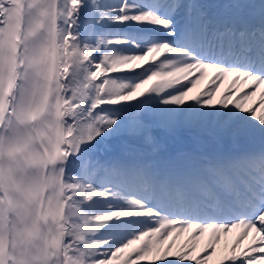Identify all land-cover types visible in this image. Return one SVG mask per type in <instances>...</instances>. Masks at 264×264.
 I'll list each match as a JSON object with an SVG mask.
<instances>
[{
  "label": "snow or ice",
  "instance_id": "1",
  "mask_svg": "<svg viewBox=\"0 0 264 264\" xmlns=\"http://www.w3.org/2000/svg\"><path fill=\"white\" fill-rule=\"evenodd\" d=\"M262 87L264 0H0V264H264Z\"/></svg>",
  "mask_w": 264,
  "mask_h": 264
},
{
  "label": "bare ground",
  "instance_id": "2",
  "mask_svg": "<svg viewBox=\"0 0 264 264\" xmlns=\"http://www.w3.org/2000/svg\"><path fill=\"white\" fill-rule=\"evenodd\" d=\"M210 73H211V72H210ZM212 76H213L212 73H211L210 75H206L205 78L200 82V84L197 85V88L193 90V93H192V94H196V93H198V92H200V91H202V90H205L206 87L209 86V82H210V80L212 79ZM231 80H232V77H229V78H228L227 80H225L224 83L220 86V93L217 94V98H219L220 95H221L222 93H224V92L229 88V85H230V83H231ZM240 87H243V85H240ZM261 92H264V87H262V88L260 89V91L257 92L256 96L252 97V99H250V100L247 102L246 106H248V107L253 106V104L256 103V102L259 100ZM181 136H183V137H180V140H181V141H185V140L187 141V138H186L187 136H186L185 134H183V135H181ZM237 230L240 231V234H241V231H242V230H240V229H237ZM186 235H189V234H186ZM238 237H239V236H238ZM203 239H204V237H203L200 241L203 242ZM235 241H236V240H235ZM225 242H227L228 245H232V244L234 243V242H232V241L230 240V238H229V234H227V237H226V239H225ZM203 244H204V243H203ZM246 245H247L246 241H243V242L240 244V246L238 247V249L240 250L239 252H243V248L246 247ZM219 247H220V246H219V243H218V244L216 245V253H218L219 251L222 250V248L219 249ZM244 251H245V250H244ZM213 256H214V255H213ZM213 256H212V257H213Z\"/></svg>",
  "mask_w": 264,
  "mask_h": 264
}]
</instances>
